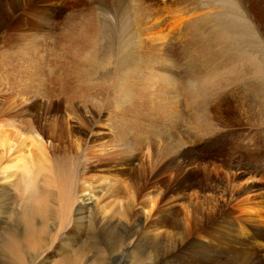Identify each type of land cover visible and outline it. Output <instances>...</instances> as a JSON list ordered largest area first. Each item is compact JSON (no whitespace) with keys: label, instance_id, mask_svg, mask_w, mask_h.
Wrapping results in <instances>:
<instances>
[{"label":"rangeland","instance_id":"rangeland-1","mask_svg":"<svg viewBox=\"0 0 264 264\" xmlns=\"http://www.w3.org/2000/svg\"><path fill=\"white\" fill-rule=\"evenodd\" d=\"M0 135V264H264V0H0Z\"/></svg>","mask_w":264,"mask_h":264},{"label":"bare ground","instance_id":"bare-ground-1","mask_svg":"<svg viewBox=\"0 0 264 264\" xmlns=\"http://www.w3.org/2000/svg\"><path fill=\"white\" fill-rule=\"evenodd\" d=\"M78 24H80V23H78ZM1 137H4V138H6V135H0ZM7 142V139H4V140H0V149H5V150H7L6 148H8V150L7 151H9V149H10V144L8 143H6ZM3 151V150H2ZM4 152V151H3ZM2 154V153H1ZM0 154V155H1ZM26 155V154H25ZM2 158L3 157H1L0 158V177L2 176V177H4L7 173H11V170H14V169H18L19 167L20 168H23V170L25 171V172H27V170L28 169H26L27 167H28V164L30 163V165L32 166V160L30 159V157L29 156H24V154L23 153H21L20 152V150L19 151H17V155L15 156V157H13L12 159H10V160H8V162H9V164H6V165H3V161H1L2 160ZM13 172V171H12ZM19 173V172H18ZM17 175V173H13V176H16ZM7 177V176H6ZM86 183L84 182L83 183V186H82V191L84 192V191H86V185H85ZM115 185H116V183H115ZM115 185H113V186H115ZM112 186V184H107L106 186H105V190L107 191V192H112V193H115L114 191H115V188ZM119 191V190H118ZM121 191V190H120ZM232 197V196H231ZM258 198H261L260 196L258 197ZM264 199V198H263ZM260 202H261V200H260ZM173 204H176L175 203V201H173L172 202ZM113 206H116V205H118L119 203H118V201L117 202H113V203H111ZM178 204H179V202H178ZM260 205H262V204H260ZM178 206H180V205H178ZM258 227H261V226H258ZM262 228H264V227H261V229Z\"/></svg>","mask_w":264,"mask_h":264}]
</instances>
